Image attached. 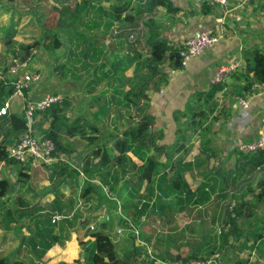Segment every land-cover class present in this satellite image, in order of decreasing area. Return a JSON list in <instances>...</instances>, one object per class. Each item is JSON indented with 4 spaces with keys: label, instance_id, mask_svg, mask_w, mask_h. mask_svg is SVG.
I'll return each mask as SVG.
<instances>
[{
    "label": "rangeland",
    "instance_id": "1",
    "mask_svg": "<svg viewBox=\"0 0 264 264\" xmlns=\"http://www.w3.org/2000/svg\"><path fill=\"white\" fill-rule=\"evenodd\" d=\"M100 2L102 1L97 0L93 5L96 7V4H103ZM55 5L56 4L52 0H0V75L7 76L9 64L12 63L14 59L27 58V56H24L25 52L23 51L25 47L31 46L37 42H41L43 36L46 35L44 34L43 26L48 19L52 8ZM68 6L69 12L65 15L64 24L63 22H60V26L63 27V33L60 34L61 39L63 40V46L55 52H52L51 48L49 49L46 46H44V48H42L41 46V49H37L36 47L30 48H35V50H37V53H34L32 55L29 66L32 67L31 70L40 73L41 81L32 86V88L26 90L24 92L23 99L13 97V94L7 99V101L11 103V113H13V111L21 112L24 105L28 101H35L46 95H58L62 98V100H66L68 103L66 111V118L68 119L67 123L69 125L78 123L79 126H82L84 124L85 112H89L87 108L89 98L91 99L92 97L90 96H94L97 93L88 88L89 76L85 67H83V43L80 44L81 48H79L77 51L71 50L70 48H68V45L71 44V41H73L75 37L81 35L84 36V15L87 8L80 3V0L72 1L68 4ZM73 14H75L76 16H74ZM78 17L79 19L77 21L76 18ZM148 23H150V21ZM115 24L116 23L114 22L111 26V31L119 36V34H122L123 31L118 28L119 33L117 34ZM76 27H78V29L83 32V34L77 33V35L75 36L72 31L74 29H77ZM136 28L138 30V42L143 45V42L146 41L143 24L137 22ZM103 29L104 26L102 25L101 30ZM104 34L105 37L103 36V40L108 42L106 43V46L108 47V51H110L111 53H113V48H116L114 47V45H117V41H126L127 43H131L130 41L136 40L135 34H131L130 37L127 36V34H123L119 39L116 38V35H114L116 37H110L108 33L105 32ZM123 45L124 47L126 46V44ZM139 50L142 52L141 56H145L141 58V74H144L142 73V66H144L143 63L147 58V53L141 48ZM120 55H122L120 56V58L124 59L123 53H120ZM215 72L216 64L214 67L208 69V75L203 77V79L206 80L209 75L211 76L215 74ZM126 74L127 76H131L132 70H130ZM105 84L106 82H104L102 85L100 84L101 86L99 85L95 88V90L100 88L99 91H101L103 88H106ZM5 86L11 87L9 86V84ZM262 90L264 95V88ZM159 93L161 95L163 94V91L161 90ZM109 94L110 92L107 93L106 96H108ZM191 95H194V93L192 94L191 92ZM151 98L152 95L150 98L148 97V100L152 101ZM195 98H198V96L195 95ZM239 99L240 98L236 100L234 96L229 98H223L220 97V95H217L216 97L211 96V103L209 104V107H196L192 109L191 114L188 113L186 115H183L182 104L184 103V101L182 102V99L179 98L178 100L167 103V109L171 111L175 109L179 110V114L176 115V113H173V115L169 114V116L167 117H159V121L157 120L158 117L153 113V111L152 113L150 111L152 109L151 106L153 105V103L151 102L148 103L149 106L144 108L141 114H139V112L136 110H132L134 112V115L133 117H129L130 119L127 117L128 114L124 111V107L120 106V110L113 113L112 121L114 122V124L109 126L111 130L108 131V127L105 130L106 133L109 132L110 134L116 136L117 140H124L125 130L129 128V126H134L139 118L144 117L145 115H150L153 118L154 125L151 127V132H153L152 130H154L153 128L156 123H162L165 128L168 126V129H171V127H177L183 122H185L186 124L196 123V126L201 128L197 133L198 137L191 138V141L197 142L196 146H200L199 149L193 148L196 154H198L200 152L199 150L203 149L201 141H204V138H202L203 131L205 130L204 128H208L210 125H213L215 123V128H218L219 126H226L235 131V138L233 139V142L228 141L226 145H229L230 143L234 144L231 150H237L236 144L239 142L237 144V146L239 147V144L244 143L240 142L242 140L239 139V136L240 138H242L243 136H246L245 132H248V129L245 131L243 130L245 127V121L243 120H245L244 112H249L243 110L240 106L237 105L239 104ZM142 104L143 106L146 105L143 102ZM234 105H236V107ZM202 111L205 113V116L198 115ZM262 111H264V102L262 104ZM258 115L259 117L256 118L257 121L264 119V114L261 115L260 112ZM100 117L101 116H99L98 118ZM216 117L218 119L214 121ZM100 120L103 121L104 119L101 118ZM100 120L98 121L97 119L92 118V122L97 127L101 122ZM36 121L37 120L35 119L34 121H31V133L33 132L37 137H41L42 134L40 132H37L34 128ZM233 123H237L239 125H233ZM202 126H204V128H202ZM47 127L48 124H45L44 128ZM103 128L104 125L100 127V129ZM124 128L126 129L123 131ZM84 129L86 132H90L88 127H84ZM153 133H155L156 136V132ZM89 135L92 137L97 136L96 133H91ZM217 139L218 134L217 132H215V142H218ZM17 140L19 139L13 138L10 145H13L15 142H17ZM69 142L73 145V147H76L77 150L81 151L82 148L86 146V144H89V140L87 138L80 139V137L78 136L71 138ZM148 147V151L142 152L144 153L142 154V158L138 157L134 153L128 154L129 157L133 156L137 159V161H141V165H136L137 167L143 166L144 161L147 158H152L151 156H149V154H153L154 150L151 144H149ZM225 150V145L220 148L219 144H215L216 153L225 154V152L227 151ZM238 152L239 151L232 153L231 158L234 159L237 157L235 161L239 160L240 164H242L243 160L241 159V157H239L240 153ZM117 153V150L112 149L111 156L114 158L113 164L115 166L118 163L116 157L118 156ZM56 159L57 156L55 155L52 162L48 164H36V167H41V169H38V172L41 173H38L36 175V180L33 179L34 173H32V176L27 179H30L31 181H47L49 185H47L43 189V191L48 192L51 185L49 177L54 170L53 166L56 162ZM178 159L180 158H177V160ZM235 161L229 163L226 168L224 166L226 172L223 176H221L217 175L215 169L220 167V163L215 157H213L209 163V166L207 167L205 175L189 178L188 181L184 180V182L188 184L191 192L194 194V197H192L189 201L183 199V203L175 204L176 210H174L173 212L165 213L162 216L159 215L160 210L156 207L159 203V200H161L162 202L172 203L175 198H178L180 196V194L177 190L174 189H171L170 193L167 192L166 194H164L163 192H160L158 188V184L161 178L166 177L167 179L171 176V174L173 177L172 169L174 168H171L173 164H169L164 170L163 167L156 168L157 165H155L156 167L154 169L155 171L153 172L151 182L148 183L147 181H143L139 185L138 194L135 193L130 197L133 202H141L140 205H148L147 212L138 220V222L135 221L134 211H132L133 209L123 210L120 206L119 214L117 213L116 209L111 208V206L110 209L107 208L106 210H100V214L103 215V217H101V219L99 220L100 222H105V220H107V217H109L108 221L110 222L111 229L108 230L107 234L114 242L119 255L125 256L135 249H140L139 260H141L142 262L155 260L156 264H172L166 262L168 255L172 257L179 256L180 258H186L190 254L199 253L203 257H205L207 251H210L211 248H215L216 246L215 255L208 261L189 258L188 261H177L173 264H186L193 261L200 262L202 264H264V260H262L260 257L258 258L257 254H255L256 256L254 257V259L251 257L252 255H249L250 246H246L247 243L244 237H241L238 240L230 237L229 242L231 244H234L235 246L232 247L231 244L227 245L228 249L226 251L227 253L224 259L223 256L221 257L222 252L220 253L218 251V248L220 246L218 243L220 241L219 235L222 224L218 218L215 220V206L218 204L219 207H224L225 210H228L232 209L235 204H238V202L234 200L230 196V194L226 199L218 198L220 196L223 177L226 176L230 179V176H233V174L231 173L235 170V165H233ZM232 168L234 169L233 171ZM34 171L37 172V170ZM136 171L137 170H135V173ZM179 172L181 173L180 170ZM18 178L21 180L23 179V176L19 175L17 176V179ZM124 179L126 181H134V177L130 175L129 170L127 171ZM80 189L81 187L79 186L78 190ZM198 189L201 191L200 193H196ZM72 190L73 189L71 188V185H68L67 183H63L60 185V191L62 192V194H64V203L68 201ZM233 191L235 190H233V188L230 186L228 189V193ZM105 192L110 197H117V195L111 188H105ZM129 192L130 186H128V188L126 189H123V195H128ZM184 196L185 194H183V197ZM75 200H79V196H76ZM107 206L109 207L108 203ZM104 207H106V204L104 205ZM200 211L202 212V217L198 218L197 216ZM119 215L123 216L130 224L129 228L123 225L124 219H121L122 217H119ZM29 228L30 222L29 226L27 227V231L30 235ZM95 230L96 223H93L89 225L86 231L82 230L78 234H72L70 240L67 241L65 246L60 248V252L54 254L52 258L55 259L57 256L64 255L70 257L69 264H91V262H88L86 259V256L84 254L85 252L81 247L80 241L86 242L87 240H89V237L87 238L86 236V240H82V238L85 234L88 233V231L94 232ZM24 239L26 238H23L20 242H22ZM20 242L18 244L17 242L12 241L6 244L0 237V261H3L7 256H10L11 262H17L20 264H53L51 263L53 259H49L44 262L42 261V259L37 258V255L40 253L41 249H27L25 241H23L22 243V250L18 252ZM239 246H243L241 251L237 249V247ZM45 255H43L42 258Z\"/></svg>",
    "mask_w": 264,
    "mask_h": 264
},
{
    "label": "trees",
    "instance_id": "2",
    "mask_svg": "<svg viewBox=\"0 0 264 264\" xmlns=\"http://www.w3.org/2000/svg\"><path fill=\"white\" fill-rule=\"evenodd\" d=\"M52 1H54L56 5L52 8L49 17L43 26L44 34L46 35L43 36L41 42L25 47L23 49L25 55L30 54L32 50H35V48L30 49L32 47L41 49V46L42 48L46 46L49 49L51 48L52 52H55L63 46V40L60 36V34L63 33V27L60 26V22H63L64 24L65 15L69 12L68 4L75 0ZM96 1L97 0H80V3L83 4L84 7H87L88 12H90L96 8L93 5ZM100 1L111 3L113 0ZM168 4L167 0H158L157 3V5ZM153 6L151 7V10L153 9ZM129 7L130 4L127 2L116 6L114 5L110 13L111 19L103 25L104 30L108 31L114 22L116 24H120L122 21H125L128 16H122L128 11ZM73 15L76 16L75 14ZM76 19L78 21L79 17ZM76 28L77 29L72 31L75 36L77 33L83 34L78 27ZM81 43L84 45V36L82 35L75 37V39L71 41V44L68 45V48L77 51L81 48ZM83 56H85V54H83ZM86 57H90L93 61H97V63L99 61L95 53H93L92 56H89L88 52ZM138 57L141 58V53H139ZM122 63L123 60H120L112 65L115 75H118V67L120 68ZM143 64L144 66H142V69L146 70V73L139 74L137 79L138 82L136 84L134 82L131 83L130 90L122 98L126 108L130 109L133 107L139 112V114H141L144 108L149 106L148 103L151 102L148 100L149 92H160L162 85L169 84V73L165 72L166 70L163 71V68L168 67L169 71H180L184 69L181 65L179 57V47L170 45L167 41L162 40H155L151 43L147 53V58L144 60ZM84 66L85 64H83V67ZM251 73H253L255 81L260 82H258L259 85L264 84L263 56L257 57V63L253 66ZM95 75H97V71H95ZM94 81L95 84L99 83L97 79L93 80V82ZM253 86L254 82L246 80L244 86L235 87L236 90L234 91V94L238 97H245V94H249ZM216 90L217 86H215V92ZM12 94L13 89L5 86L4 83L0 81V108ZM98 99H96L95 103H100ZM109 100H104L102 104L103 108L100 106L101 110L96 111L93 116H89L87 114L84 115V124L82 126H79L78 123H74L72 125L67 123L68 119L66 118V111L68 103L66 100H63L62 104L55 105L49 110L36 114L34 117V119L37 120L34 125L35 130L42 134L41 137L50 139L55 143L56 150L54 156L56 155L57 159L53 166L54 170L49 177V181L51 183L50 186L55 193V198L50 204H38L32 208L28 203L24 205L25 207L19 208V202L15 200L12 207L7 209V211L1 216V223H5V226L9 227L11 223L18 222L21 219L28 220L30 222V235L23 241H25L27 249H41L40 253L37 255V258L39 259L55 245L64 247L66 242L70 240L72 234L78 233L82 230L86 231L89 225L94 222L96 223V230L94 232L88 231V233L84 235L92 240H87L86 242L80 241L88 262H91V264H156L155 260L147 262L139 260L140 249H135L125 256H120L114 242L107 234L108 230L111 229L110 222L108 220L100 222L98 220V214H94L96 211L103 209L105 204L108 209H110V206L111 208L116 209L117 213L119 206H121L123 210L133 209L132 211H134L135 221L138 222V220L147 212L148 205H140L141 202H133L130 197L135 193L138 194L139 185L143 181H147L148 183L151 182L156 165L154 157H152L147 158L144 161L143 166L137 167L128 155L129 153H134L138 157L142 158V154H144L142 152L148 151V145H152L155 142L157 137L155 136V133L150 131L151 127L154 125L153 118L150 115H145L144 117L139 118L134 126H129V128L125 131L124 140H117L116 136L110 134L109 132L106 133L105 130L107 127L114 124L112 121L114 111L111 109V106H108ZM112 101H114L115 105L122 106V102H119L117 98H112ZM142 101L146 104L145 106H143ZM127 113L128 118L133 117L130 116V112ZM99 116L101 117L98 118ZM92 118L97 119L98 121L101 118L104 120H100L101 122L97 127L92 122ZM217 119L218 118L216 117L215 121ZM45 124H48L47 128H44ZM103 125L104 128L100 129ZM84 127H88L90 132H86ZM91 133H96L97 136L92 137L89 135ZM27 134L36 136L33 132L31 133V127L24 113H13L0 117L1 162L5 164L22 165L8 158L7 147L11 144L13 138L21 139ZM75 136L80 137V139L87 138L89 140V144H86V161L83 166L79 167L67 163L65 160L67 156L74 152V147L69 140ZM112 149L117 150L118 152V156H116L118 163L116 166L113 164L114 158L111 156ZM237 151L238 149L230 150L226 154H218L208 144L203 148V152L206 156L205 163L215 157L220 163V167L215 168L216 173L217 175L223 176L226 172L224 166L226 168L229 163L234 162L237 159V157L234 159L231 158L232 153ZM238 153H240L239 157H241L243 163L240 164L239 160L236 162L235 170L232 168V171L234 170L231 173L233 176H230V179L226 176L223 177L220 196L218 198L226 199L229 196L228 189L230 186L235 190L242 184L244 181V171L246 165L248 169L250 167L252 170L258 169L263 160L264 150L258 152L257 154ZM95 160H97V162H94ZM205 163L198 164L197 167L203 168L206 172L207 164ZM179 165L180 161L177 162V167ZM31 166V163H27L25 166H22V170H30ZM191 167L192 166H189V168ZM128 170L132 172L137 170L136 173H134L135 177L133 182L126 181L124 179ZM177 170L178 169L175 168L172 169V178L166 179V177H163L159 181L158 188L160 192L166 194L167 192L170 193L171 189H174L180 194V196L175 198L172 203L162 202L159 200L156 207L160 210V216L176 210L175 204L183 203V199L189 201L192 197H194V194L189 189L188 184L182 180L181 174L176 172ZM25 175L29 176L28 174ZM63 183L71 185V188L73 189L66 203L63 202L64 194L60 191V185ZM79 186L81 187L80 190H78ZM128 186H130V192L128 195H123V189L128 188ZM105 188H111L117 197L108 196L105 192ZM200 192L201 191L198 189L196 193ZM8 193V181L4 179L0 180V199ZM261 193H263V191ZM183 194H185L184 197ZM263 195L264 194H260L259 196ZM76 196H79V200H75ZM107 203L109 204V207L107 206ZM242 205L243 204H235L232 209L228 210H225L224 207H219L218 204L215 206V220L218 218L222 224L219 235L220 241L218 243L220 246L218 251L220 253L222 252L221 257L223 256V259L227 253V245L231 244L229 242L230 237H233L235 240H238L241 237L238 220L249 218L253 215L252 209H247L243 212ZM243 213L246 214L242 216ZM55 216H61V218L52 224V220ZM197 217H202L201 211ZM121 219L124 218L122 217ZM123 225L127 228L130 227V224L126 221V219H124ZM252 238L254 244L251 245V248L253 249L256 248L255 244L264 238V227L260 230H255L252 234ZM23 241L20 242L18 252L23 248ZM231 245L232 247L235 246L234 244ZM242 247L243 246H239L237 249L241 251ZM215 248L213 247L210 251H207L205 257L199 253L190 254L186 258H180L179 256L172 257L168 255L166 262L172 264L177 261L185 262L188 261L189 258L208 261L215 255ZM258 248L263 250L261 252H264V241L258 245ZM0 264L20 263L10 262L9 259H6L0 261ZM58 264L66 263L60 262Z\"/></svg>",
    "mask_w": 264,
    "mask_h": 264
},
{
    "label": "crops",
    "instance_id": "3",
    "mask_svg": "<svg viewBox=\"0 0 264 264\" xmlns=\"http://www.w3.org/2000/svg\"><path fill=\"white\" fill-rule=\"evenodd\" d=\"M124 2L129 3L130 7L122 17H128L120 24H115L116 29H120L123 33L120 34V36L116 35V37L113 35V31H111V27L108 31L104 29L101 30L102 25L111 19L110 13L113 6ZM100 3L103 4H96V8L90 12H88L87 9L84 15V67L89 76L88 88L97 93L94 96H90L92 98H89L87 105L89 112H85V115L93 116L97 109L101 110L100 106L103 108V101L109 99L108 106H111L114 112L120 110V106L115 105L114 101H112V98H117L119 102H122L124 111L126 113L130 112V116H133L134 112L132 110L136 109L133 107L130 109L126 108L122 98L130 90V84L133 82L136 84L138 82L137 79L141 73V58L145 57L144 55H142L141 58L138 57L139 53H142L139 49L141 48L148 53L151 43L155 40L167 41L170 45L180 47L186 39L197 32L213 31L215 34L222 36L220 43L212 49L207 50L187 68L171 72L168 71V67L163 68V71L166 70L165 72L169 73V84L161 86V90L163 91L161 95L159 92H149L148 96L150 98L152 95L151 103H153L150 111L151 113L153 111L159 121L161 117H167L169 114H179V110L175 109L172 110V112L167 109L168 102L170 103L179 98L182 99V102L184 101L182 104V112L183 115H186L188 113L191 114L193 108L209 107L211 96L216 97L220 95V97L223 98L234 96L236 100L238 98L244 99L251 104L250 110H246L249 112H244L245 120H243L245 121L243 130L245 131L248 129V132H245L246 136L242 138L239 136V139L242 140L240 142H253L264 136V119L260 121L256 119L259 117L258 114L260 112L261 115L264 114V111H262V104L264 102L262 86L264 84L259 85V81H255L254 75L251 73L253 66L257 63V57H264V0H229L228 6L225 8L208 0H177L175 4H171L167 1V4L169 3L168 5H157L158 0H113L111 3L104 1ZM152 6L153 9L151 10ZM149 21L150 23H148ZM137 22L143 24L144 27L146 41L143 42V45L138 42ZM105 32L108 33L110 37H116L118 39L121 38L123 34H127L129 37L131 34H135L136 40H129L131 43H127L126 41H115L117 45H114L116 48H113V53H111L106 46L108 42L103 40ZM123 44H126V46L124 47ZM88 52L89 56H92L93 53L97 55L99 60L98 63L97 61H93L90 57H86ZM120 53H123L125 60L120 58V56H122ZM208 56H212L211 64L201 69L200 62L205 60ZM120 60H123V63L120 68L118 67V75H115L112 65ZM233 63L240 64V67L231 74L224 83L212 84L211 79L214 74L211 76L209 75L206 80L203 79V77L208 75V69L214 67L215 64L217 71L220 66ZM130 70H132V75L127 76L126 73ZM95 71H97V75H95ZM142 73H146V70H143ZM96 79L99 81L98 84H95V81L93 82V80ZM246 80L254 82V86L250 93L245 94V97L236 96L234 94L236 90L235 87L244 86ZM104 82H106V88H103L101 91H99L100 88L95 90L96 87L100 84L102 85ZM174 85H177V88H175ZM215 86H217L216 92ZM109 92L110 94L106 96ZM191 92L192 94L194 93V95H191ZM171 94L174 95L173 98H170ZM195 95H197L198 98H195ZM96 99H98L100 103H95ZM234 106L236 107V105ZM13 113L21 114L22 111H13ZM13 113L10 112V114ZM198 115L205 116V113L202 111ZM233 125L238 126L239 124L233 123ZM200 128L201 127L196 126V123L186 124L183 122L177 127L168 129V126L165 128L162 123H156L153 128L154 130H152L156 132L157 136L155 142L152 144L154 153L149 154V156L154 157L157 165V167H155H163L164 170L169 164H173L171 168H179L176 172L180 170L181 173H179L183 178L182 180L185 181H188L189 178L205 175L206 172L204 169L198 168L197 165L205 163L206 156L203 149H200V152L196 154L193 148L199 149L200 146H196L197 142L191 141V138L198 137L197 133ZM202 128H204V126H202ZM125 129L126 128H124L123 131ZM204 129L202 136L204 141H201L203 148L209 144L210 147L215 150V144H219L220 148L225 145V149L227 150H225V154L233 148L234 144L230 143L226 145L228 141L233 142L235 138V131L233 129L226 126L215 128V123ZM107 130L110 131L111 128L108 127ZM215 132L218 134V142H215ZM85 151L86 146L82 148V151L74 147V152L67 156L65 160L67 163L76 167L83 166L86 161L85 157L87 152ZM130 157L134 164L137 166L141 165V161H137L133 156ZM177 158L180 159L177 160ZM211 160L205 163L207 167ZM179 161L180 165L177 167V162ZM94 162H97V160ZM236 162L237 161H235L233 165H236ZM22 166L25 165L5 164L0 161V180H7L9 185V193L0 199V237L6 244L12 241L19 244L23 238H27L29 235L27 231L29 222L27 220L21 219L18 222H13L9 227H6L5 223H1V216L7 209L12 207L15 200L19 202V208L25 207L24 205L26 203L30 204L32 208L38 204H50L55 196L51 186L48 192L43 191V189L49 185L47 181H31L27 179L34 173L33 179L36 180V175L41 173L38 172V169H41V167L31 166L30 170H22ZM189 166L192 167L189 168ZM34 170H37V172ZM251 170V167L248 169L247 165L245 166L244 181L238 189H235V191L229 194L238 204H243V212L247 209L253 210V215L249 218L239 219L238 224L241 230V237H244L246 240V246H250L249 255H252L251 257L254 259L256 256L255 254H257L258 258L260 257L264 260V252H261L263 250L258 248V245L263 243L264 238L255 244L256 248H251V245L254 244L252 238L253 232L264 227V195L259 196L260 194H264V155L258 169ZM129 173L132 177H135V171H129ZM19 175H22L23 179H17ZM171 177L172 174L167 179ZM262 191L263 193H261ZM103 209L106 210L107 207ZM246 213H243L242 216ZM94 214H98V220L103 217V215L100 214V210L96 211ZM108 218L109 217H107V220H109ZM93 223L94 222L91 224ZM87 238L83 236L82 240H86ZM89 240L91 239L89 238ZM60 248L59 246L53 247L40 259L44 262L53 259L51 261L53 264H58L60 262L69 264V256L61 255L57 256L55 259L52 258L54 254L60 252ZM6 259L10 260V256H7L5 260Z\"/></svg>",
    "mask_w": 264,
    "mask_h": 264
},
{
    "label": "built area",
    "instance_id": "4",
    "mask_svg": "<svg viewBox=\"0 0 264 264\" xmlns=\"http://www.w3.org/2000/svg\"><path fill=\"white\" fill-rule=\"evenodd\" d=\"M171 4H175L177 0H167ZM214 4H217L223 8L228 6L229 0H208ZM113 33V32H112ZM119 31L117 30V34ZM113 35H116L113 33ZM222 39L221 35L215 34L213 31H201L197 32L179 47V57L183 68H187L195 60L199 59L207 50L212 49L220 43ZM37 50H32L25 59L16 58L12 63L9 64L7 76L0 75V81L5 85L13 89V97L23 99L24 92L35 84L41 81V75L37 71L31 70L29 66L31 57ZM240 64H225L220 66L213 78L211 79L212 84L224 83L238 68ZM264 88V85H263ZM63 100L58 95H46L35 101H28L23 109L26 119L31 124L36 114L49 110L55 105L62 104ZM237 104L243 110L250 109V102L244 99H239ZM11 103L6 101L5 104L0 108V117H4L10 114ZM239 152L245 154H257L264 150V136L256 139L253 142L241 143L237 146ZM56 147L55 143L43 137L33 136L27 134L15 142L13 145L7 147L8 158L16 163L25 165L31 163L32 166L36 167V164L50 163L54 159ZM120 207V206H119ZM119 214V210H118ZM121 216V215H119ZM123 217V216H121ZM60 216H55L52 220L53 223L60 220ZM124 218V217H123ZM125 219V218H124ZM186 264H202L200 262H190Z\"/></svg>",
    "mask_w": 264,
    "mask_h": 264
},
{
    "label": "water",
    "instance_id": "5",
    "mask_svg": "<svg viewBox=\"0 0 264 264\" xmlns=\"http://www.w3.org/2000/svg\"><path fill=\"white\" fill-rule=\"evenodd\" d=\"M209 57V58H208ZM208 57H206V59L205 60H203L202 62H200V68L201 69H204V68H206V66H209L210 64H211V58H212V56H208ZM209 59H210V61H209ZM175 86V88H177V85H174ZM173 94H171L170 95V98H173Z\"/></svg>",
    "mask_w": 264,
    "mask_h": 264
}]
</instances>
